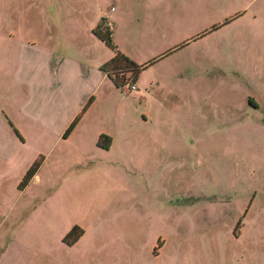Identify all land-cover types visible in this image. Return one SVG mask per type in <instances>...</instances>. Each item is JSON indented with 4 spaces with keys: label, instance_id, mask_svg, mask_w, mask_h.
<instances>
[{
    "label": "rangeland",
    "instance_id": "obj_1",
    "mask_svg": "<svg viewBox=\"0 0 264 264\" xmlns=\"http://www.w3.org/2000/svg\"><path fill=\"white\" fill-rule=\"evenodd\" d=\"M0 20V264H264V0H0ZM101 23L144 69L104 77L64 138L86 105L57 108L37 51L101 67ZM35 113L73 118L37 139Z\"/></svg>",
    "mask_w": 264,
    "mask_h": 264
},
{
    "label": "crops",
    "instance_id": "obj_2",
    "mask_svg": "<svg viewBox=\"0 0 264 264\" xmlns=\"http://www.w3.org/2000/svg\"><path fill=\"white\" fill-rule=\"evenodd\" d=\"M232 21H234V19H232L229 22H232ZM229 22H227V23H229ZM0 24H1V20H0ZM22 49H23V44L21 43V49H20L19 53H21ZM38 49H39V51H37V52H38L40 59L48 62L50 64V69H49V71L44 70V72L43 71L38 72V75L36 77L37 84L39 86H41V84L47 83V86H49V88L51 90V94H55L56 97L64 99V103L67 106L63 107V103L61 102V100H59L57 102V108L58 109L66 108V110H68L70 112V114L78 113L84 107V105H86L87 102L91 98H93L92 94L95 92L96 87H98V83L103 81L104 77H106V75L104 73L102 74V72L99 69L100 68L99 61H97L95 63V60H94L92 65H85L83 62L68 59L64 56H59L58 57V64H55L54 60L56 59V55L53 51V48L40 47ZM87 51H86V53H87ZM18 57H21V54H18ZM52 64H53V68H52ZM71 65H75V66L80 65L81 71L78 69L77 70L71 69L69 67ZM96 68H98V70L100 72H97ZM73 86H76V87L82 86L83 94H82L81 98H77V100H73L71 102L68 100L69 98L71 99V97L70 96H62L61 91L63 89L66 90L68 88H72ZM92 103H91V105H92ZM22 110H23V107L20 109V111H22ZM0 112L2 114H4V117H3V115L0 116V141H3L4 138L6 139V135L8 134V132L6 130L7 128H6L5 121H7V119L8 120H10V119H9V117L5 116L4 110L0 109ZM5 118H7V119H5ZM72 118H73V116H71V118L68 120V122H66L63 126L59 127L58 131H56L57 130L55 127L56 123L54 121H46V120L44 121L39 116V113L32 114L29 116V118H25L26 119L25 122H26V124L33 127V130L35 131L36 135H38L37 139H40L41 134H42V137H44V138L49 137L52 134H55L56 136L60 137L64 133V131L66 130V127H67L68 123L72 120ZM81 119H82V117H81ZM10 122H11V124L15 125V123L13 121L10 120ZM76 126H75V128H76ZM19 130L20 129H18V132L22 136V133ZM14 133H15V135H17L16 131ZM22 142L25 143L24 138H23ZM5 143L7 144V141H5ZM9 154H10V151L8 150L7 145H5V149H4L3 146L0 144V167L7 166L8 162H9ZM5 173H6V171H5ZM1 178H3V172L2 173L0 172V179Z\"/></svg>",
    "mask_w": 264,
    "mask_h": 264
},
{
    "label": "trees",
    "instance_id": "obj_3",
    "mask_svg": "<svg viewBox=\"0 0 264 264\" xmlns=\"http://www.w3.org/2000/svg\"><path fill=\"white\" fill-rule=\"evenodd\" d=\"M92 34L113 53L111 59L100 67V71L106 75V77L111 81V83L117 89H123L128 84L134 85L136 83V80L138 79L140 72L142 71V69H144V67L136 64L125 54H123L121 51L118 50V48L113 42L111 30H109L106 26H104L103 23L97 25L96 28L92 31ZM126 74L129 75L128 78L126 77ZM92 101L93 98L89 100V102L86 104L83 110L75 117L70 127L67 129L66 133L64 134V138H66L72 132V130L75 128V126L77 125L83 114L90 107ZM108 139L109 138L107 136L104 135L100 136L98 142L99 147L106 149L108 145H103L102 142H108ZM43 159H44L43 157H39L28 169L21 182L20 185L21 188L26 187L28 183L31 181V179L36 175ZM76 229L77 228H75L73 232L76 233ZM71 233L67 235V238L72 236ZM77 238L78 236H75L74 241H76L75 239Z\"/></svg>",
    "mask_w": 264,
    "mask_h": 264
},
{
    "label": "built area",
    "instance_id": "obj_4",
    "mask_svg": "<svg viewBox=\"0 0 264 264\" xmlns=\"http://www.w3.org/2000/svg\"><path fill=\"white\" fill-rule=\"evenodd\" d=\"M106 20H107V19H106ZM108 26L112 28V25H111L110 23H108ZM125 87H126V86H125ZM125 87H124L123 89H125L126 91L129 90V89H130V90H136L135 85H127V87H126V88H125Z\"/></svg>",
    "mask_w": 264,
    "mask_h": 264
}]
</instances>
